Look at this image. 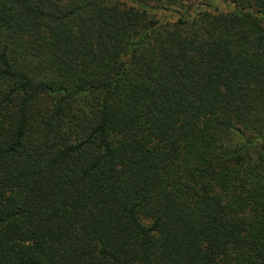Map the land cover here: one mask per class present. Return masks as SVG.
<instances>
[{
  "label": "trees",
  "instance_id": "obj_1",
  "mask_svg": "<svg viewBox=\"0 0 264 264\" xmlns=\"http://www.w3.org/2000/svg\"><path fill=\"white\" fill-rule=\"evenodd\" d=\"M0 264H264V0H0Z\"/></svg>",
  "mask_w": 264,
  "mask_h": 264
},
{
  "label": "rangeland",
  "instance_id": "obj_2",
  "mask_svg": "<svg viewBox=\"0 0 264 264\" xmlns=\"http://www.w3.org/2000/svg\"><path fill=\"white\" fill-rule=\"evenodd\" d=\"M119 1L128 3V0H119ZM212 4H213L212 7L217 8L218 11H225L228 8L225 4H222V3L214 2ZM155 14L159 19L164 20V21H173L177 17V14L175 12H169V11H164V12L156 11Z\"/></svg>",
  "mask_w": 264,
  "mask_h": 264
}]
</instances>
